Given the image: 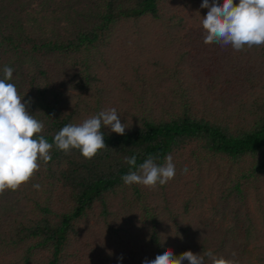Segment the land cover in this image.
Instances as JSON below:
<instances>
[{"label":"trees","instance_id":"obj_1","mask_svg":"<svg viewBox=\"0 0 264 264\" xmlns=\"http://www.w3.org/2000/svg\"><path fill=\"white\" fill-rule=\"evenodd\" d=\"M201 3L0 0V78L13 68L40 135L111 108L128 127H102L92 159L53 144L0 194V264H144L164 249L264 264V45L205 44ZM168 154L165 185L124 184V157Z\"/></svg>","mask_w":264,"mask_h":264},{"label":"clouds","instance_id":"obj_2","mask_svg":"<svg viewBox=\"0 0 264 264\" xmlns=\"http://www.w3.org/2000/svg\"><path fill=\"white\" fill-rule=\"evenodd\" d=\"M201 8H207L203 16L202 28L205 30L204 43H218L240 51L247 46L264 45V0H202ZM3 78H0V194L5 190H17L27 183L40 168L51 160L53 144L65 154L72 149L80 151L86 159H92L99 150L106 148L102 127L111 132L125 134L126 127L121 122L115 108L100 111L80 124H67L49 143L43 135L44 124L34 118L27 109L29 101L22 102L13 83V68L5 65ZM157 157L149 155L137 166V156L124 157L130 166L121 179L125 185L138 184L154 188L165 185L176 175L173 157L168 154L164 163H157ZM136 170L133 171L132 169ZM39 188V184L34 185ZM164 241V240H163ZM161 241V243H163ZM212 264H234V261L217 257L211 250L194 254L191 250L175 256L171 249H164L154 259H145L144 264H205V258ZM122 259V256L120 257Z\"/></svg>","mask_w":264,"mask_h":264},{"label":"rangeland","instance_id":"obj_3","mask_svg":"<svg viewBox=\"0 0 264 264\" xmlns=\"http://www.w3.org/2000/svg\"><path fill=\"white\" fill-rule=\"evenodd\" d=\"M261 195H263L264 196V189H263V191H262V194ZM263 206H264V204H263Z\"/></svg>","mask_w":264,"mask_h":264}]
</instances>
